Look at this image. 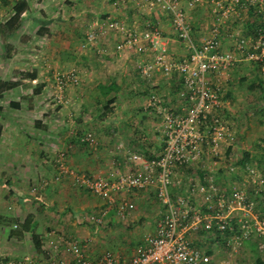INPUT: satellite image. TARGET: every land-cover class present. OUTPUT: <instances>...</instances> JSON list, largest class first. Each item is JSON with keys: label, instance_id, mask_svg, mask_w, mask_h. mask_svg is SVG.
<instances>
[{"label": "built area", "instance_id": "2783aa9c", "mask_svg": "<svg viewBox=\"0 0 264 264\" xmlns=\"http://www.w3.org/2000/svg\"><path fill=\"white\" fill-rule=\"evenodd\" d=\"M111 1L115 8L128 4L138 7L157 5L172 16L173 29L187 50V55L175 61L164 52L166 44L160 27L130 28L116 19L110 20L108 27L123 34L116 45V51H133L140 56L148 51L156 52L152 60L138 64L140 76L151 79L158 72L165 76L177 73L181 79L180 97L183 101L173 104L156 92H152L146 101L145 108L156 112L161 118L160 131L164 146L157 156L148 158L125 148L121 143L119 147L128 162L140 167L137 172L93 176L72 167L68 162L67 151L61 150L54 158L56 179L69 178L73 185L90 191L108 205L115 204L118 215L123 219L128 218L132 210L126 197L118 201L117 195L155 189L158 202L164 206V215L153 232L144 234L135 253L128 259L120 258L111 250L105 251L98 258H92L85 252L81 240L48 235L52 237V256L45 260L27 254L11 264H207L203 251L193 246L191 234L200 230L232 231L229 244L232 242L235 251L253 234L264 236V219L261 218L258 201L244 187L226 189L209 176L194 183L175 179L176 169L202 165L210 157L221 158L223 146L230 144L233 127L222 115L225 92L221 75L235 65L236 57L232 51L222 49L221 31L229 17H240L249 6L256 5L259 11L264 12V0H188L190 8L208 3L215 9L210 36L202 43H197L194 37L182 5L183 0ZM229 36L235 40L237 49L245 59L263 63L264 73V26L258 29L253 38L238 32H232ZM97 40V32L91 28L81 46L83 49L92 47ZM101 52L99 50V54ZM58 76V91L54 99L59 104H66L68 99L63 95L66 85L79 84L81 77L76 69ZM80 141L94 148L98 145L92 132L85 133ZM228 156L231 160L228 167L235 171L236 159L232 153ZM249 172L257 185L255 194L259 195L264 191V176L260 174L256 178L257 172L253 167H250ZM176 187L184 189V192L174 194L173 189ZM202 205L207 206V210H201ZM91 219L96 225L104 223L103 217ZM60 247L71 258L58 256Z\"/></svg>", "mask_w": 264, "mask_h": 264}, {"label": "crops", "instance_id": "0c3cea01", "mask_svg": "<svg viewBox=\"0 0 264 264\" xmlns=\"http://www.w3.org/2000/svg\"><path fill=\"white\" fill-rule=\"evenodd\" d=\"M21 1L26 3L27 8L20 18V23L15 30L8 33L3 32L2 25L13 15L15 5ZM142 8L144 7H138L134 4L115 8L111 0H0V43L3 47V49L0 50V82L11 81L6 75L9 69L14 75V73L16 74L17 66H23L24 63L27 64L32 62L33 64V62H36L34 66H43L45 63H48V61L51 62L53 59H60L63 55L72 57L76 62L81 61L83 65H91L93 54L98 55L99 50L97 49H99V47L94 50V53L91 51L88 55L87 51L91 50L90 48L93 46L86 49V51L82 50V48L80 51L78 50L81 44L78 49L75 47L77 40H79V37L82 35L81 27L83 26V23H85V21L87 22V19L90 18L87 28L89 30L91 28L96 30L98 35V44L96 43V45L102 46L104 49L101 51L107 52V47L112 42V34H122L121 32L110 29L108 27L109 21L112 19L120 20L127 27H130L128 23L134 20L133 22L135 25L138 23L139 27L140 25L144 26L142 24L146 22L139 23V21H141L140 13H137V11L140 12ZM158 11L159 12L155 11L152 14H150L151 12H148L147 19H150L149 24L157 25L162 30L163 35H166L164 37L166 44V50L164 52L167 53L170 51V55H181V57L187 55L186 48L180 39L181 46L176 43L175 39L167 37L170 33V22L166 17V14H170L168 12L165 13L160 9ZM191 13H193V16L190 15V22L192 24L191 27L194 35L199 37L198 41L202 42L210 36L212 24L210 26L205 24L208 16L207 11L203 8L192 9ZM170 20L172 21V16ZM88 31L85 32L83 40ZM221 33L222 40L224 41L225 36H227L225 33V27L222 28ZM62 38H67L68 41L66 39L62 40ZM225 45L226 43L224 42L222 45L223 50ZM28 50H30L28 54H33L34 57H27L25 51ZM107 53H109V51ZM116 53H118V51ZM78 54L79 56L84 55V57H87H78ZM63 60L64 59L61 61ZM131 62L132 60L130 59L124 60L123 64L126 68L123 67L122 69L125 73L128 71L127 67ZM32 72L36 74L35 80H39L41 83L35 86L34 91L32 92V94H34L33 98L29 96L32 101H30L26 107L24 104L20 103L21 108H19V110L26 109L29 112H35L38 108L43 106L41 104L38 107L36 100H39L38 97L40 98V96L43 95V88H46L47 86L44 85L39 92L36 91V89L45 81L42 82L40 78L41 73L37 67H35ZM123 74V72L120 73L121 79L119 81H116L115 78H109V81L105 79L97 82L95 88L92 89V77L84 72L82 75L80 91H71V93H74V96L76 95L77 99L81 98L80 101L84 102L82 104L83 107L80 105V108L72 113L75 115V120H72L73 125L75 124L73 127L75 132H72V134L69 133V135L65 136H58V139L53 140L54 143H62V148L67 150L68 162L72 167L93 176L101 173L107 174L108 176H117L118 173L125 172L124 170L122 171L124 164L127 162L125 161V157H122V154L118 155V153L112 148V143H114L117 138V134L114 133L116 131L114 125L115 123H118L119 126H125V118L121 119L120 116V121L116 122L115 119H117V116H113L115 119L109 121V124L110 122L112 124L107 127L105 133L100 137L102 141L96 148L80 142L78 138L80 135L85 134L86 131L88 132L91 125H93V120L96 118L95 115L88 116V114L92 112V107H94V104L91 103L90 99L92 98L90 95L95 93L94 91L97 90L96 94H93V96H95L98 101H102V99L105 101L108 98L116 97V101L114 102V115L119 111V104L117 103L122 101L124 103H130L126 105L124 104L123 107L120 106V110L123 109L127 112L128 110H134L137 108L124 92L126 91V88L123 86L122 78L125 75ZM155 84H158V82ZM167 85L168 93L174 92L177 88H182L180 84L176 85L175 79H170ZM102 86H105L106 89L111 88L113 90L109 95H105ZM114 86L117 88H114ZM13 89H15V87L7 89V91ZM5 91L6 90L0 93L1 97L4 95ZM140 91H142V89H140ZM168 100L173 101L171 98H168ZM181 101L183 100L181 99ZM11 102L16 103L17 101ZM177 103L180 102H177L176 100V104ZM0 107H2V104H0ZM141 108L143 107H139V110L142 111ZM0 115L3 116L1 113ZM55 121L58 124V119ZM26 124L25 120L17 117V113H8L5 118H0V173H8L10 175L7 177H0V192L3 193V197L8 201L13 200V207L16 208L15 212L12 214L8 211L6 213L5 211L0 213V243H3L2 241L7 239L16 246L20 243H33L31 253L39 259H46L49 256H52L51 254H54L53 246L50 244V238H52L50 236L57 237L62 235L66 238L75 237L76 239L84 241L85 252L92 258L100 257L107 250H114L113 252L122 259L130 258L133 255V252L130 249L133 244H135L131 235L135 233L134 237L137 238V247L144 234L148 232L145 233L144 231L142 233V227L140 225L134 227V223L129 222L126 225H123L125 221H123V218L118 215L115 204L108 205L105 201L95 196L90 191L80 189L73 185L72 180L69 178L62 177L61 179H56L57 170L54 166L53 159L56 153L49 151V146L44 143L46 142L44 136L47 137V124L49 123L44 119L38 118L34 121V125H32L33 131L26 130L24 128ZM99 125L101 126V123H99ZM249 125L250 126L246 125V128L238 129L235 132H238L237 134L241 133L238 135V139L240 140V137L243 138L244 135L246 136L245 140L251 143H248V150H250V152L247 153L250 154L251 158H257V155L255 154H258V151L254 150L253 147L257 143L264 142V121H252ZM43 129L44 131L42 133ZM245 129H247L246 132ZM135 138L131 140L136 141ZM138 142L139 145L134 148L146 150L144 156L155 155V139L151 138L148 143L143 142L142 140H139ZM241 142L244 143V141ZM260 152L261 155H258V157L261 158L264 156V150ZM131 164L135 169H127L126 174L135 173L140 170V167H135L134 163ZM35 172L36 174L40 173L44 175V180H46V178L48 180L46 186L41 187L40 190L42 191L40 194L28 191L29 188L24 186V184H30V180H21L20 177H23V173L24 175H32ZM25 179L27 180L26 177ZM256 188L257 187L254 185V187L249 190L250 193L254 192ZM123 196L126 197L131 207L132 212L129 216L133 217L131 220L138 224L144 220L148 221L145 223L147 225L145 230L153 232L156 228L157 222L161 219L154 217H162L164 215V210H158V204L155 200V189L131 191L124 193V195L120 194L117 195L118 201H121ZM34 201H38L39 208H37L36 211H28L30 205L32 206ZM28 216L33 217L32 231L24 232L21 235L14 234L12 230L21 226ZM91 217L104 218V223L102 224L103 226L101 229ZM5 224L7 225L5 226ZM3 225L5 228H3ZM132 226L134 227V230L132 229ZM6 227H9L10 230H12L9 235L5 236ZM33 233L40 234L43 243V252H38L36 250ZM1 254H6V256H4L12 263V256L21 259L23 256L27 255V252H22L17 255L16 253L10 255L8 252ZM57 255L71 258V255L66 253L62 247H60Z\"/></svg>", "mask_w": 264, "mask_h": 264}, {"label": "rangeland", "instance_id": "374dc122", "mask_svg": "<svg viewBox=\"0 0 264 264\" xmlns=\"http://www.w3.org/2000/svg\"><path fill=\"white\" fill-rule=\"evenodd\" d=\"M182 5L187 13L189 22H190V15L193 16L191 10L197 8L200 9L203 8L204 10L207 11V16H208L205 24H207L208 26L212 24L215 16V9L210 4L203 3L195 8H190L188 6V0H183ZM159 9L165 13L167 12L161 6L155 5L151 7L150 5H145L144 8H142L140 12L137 11V13H140L141 21H139V23L141 22H146V23L142 24L144 26L140 25L139 27L138 23L137 25H135L133 20L132 22L128 23L130 28H139V29L151 28L153 25L149 24L150 19H147L148 12H151L150 14H152L155 11L159 12L158 11ZM166 17L169 19L170 22V33L169 34L167 33L168 34L167 37L175 39L176 43L181 46L180 43L181 40L179 41V37L177 36L175 31L173 32L174 30L173 25L171 29V23H172V21L170 20L171 16L166 14ZM89 19L90 18L87 19V22L85 21V23H83V26L81 24L82 35L79 37V40H77V43L75 45L76 49H78L79 45L82 44V42L84 41L83 37L85 35V32L89 30L87 28ZM259 22L260 21L256 17H254V15L249 14V10L248 8H246L245 10L242 11L240 17L236 15L229 17V19L223 26L225 27V33L227 34V36H225V39L223 41V44L225 42L226 45L223 48L225 51H232V53L236 57L235 65L230 70H227L224 74L221 75L222 85L225 92V96H224L225 107H224V111H222V115L224 116L225 119L231 122L233 127L232 137L229 140L230 144H226L225 146H223L224 152L221 158L210 157L202 165L197 164L195 166H191L193 170L190 171L189 170L186 171V169H181V168L176 169L175 179H183L187 183H189L190 181L194 183V182H200L201 180H203L204 177L209 176L212 177L219 184H222L226 189H233L235 187L240 186V187H244L249 191L256 184L253 182L252 180L253 177H251V173L249 172L250 167L256 169L257 172L256 178H259L260 174L264 175V169H263L264 157L261 158L258 157V155L259 156L261 155L260 151L264 150V142L255 144L253 149L258 151L257 152L258 154H255L257 155V158L254 157L251 158L250 161L247 163L246 167H244L240 164L239 160L243 158L246 152H250V150H248L249 149L248 143L249 144L251 143L245 140L246 138L245 135L243 138L240 137L241 140L238 139V135L241 133L237 134L238 132H235L238 129L240 130V129H244V127L246 128V125L250 126L249 123H251L252 121H258V120L264 121V73L261 71L258 62L247 60L244 58V56L240 54V51L237 49L235 45V40L229 36V34L232 32H238L241 35H244L245 37L253 38L254 33L249 29V25H251L252 23L253 25L255 23L258 24ZM163 36L165 37L166 35ZM194 37L197 40V43L203 42V41L202 42L198 41L199 37H196V35H194ZM64 39L68 41L67 38H62V40ZM121 39H122V34H118V33L112 34L111 36L112 42L107 47V52L109 51V53H107L106 51H102L101 52L102 54H99L98 52H97L98 55L93 54L92 57L93 59H91L92 61L91 65L90 64L83 65L81 61L76 62L75 59H72V57H68V55L67 56L63 55V57H61L60 59L58 60L53 59V61L51 62L48 61V63H45L43 66H34L36 62H33V64L32 62H29L27 64L24 63L23 66H17L16 74L14 73V75L9 69V71L6 74L7 77H9L11 81L17 82L18 85L13 90L10 91L6 90L4 95H2V97L0 95V104H2V108H3L2 111H0V113L3 114V116L0 115V118H5V116L8 115V113H17V117L22 120H25V122L28 124V126L27 124L26 126H24V128L28 131H33L32 125H34L35 120H37L38 118L44 119L49 123L47 124L48 126L47 127L48 130L46 131L47 134L45 133L47 137L44 136V139H46V142L44 143H46L49 146L50 148L49 151H53L55 153L61 150L67 151L66 149L62 148V143L60 142L54 143L53 140L58 139L59 138L58 136L61 135L65 136V135H69V133L72 134V132H75V130H73L75 124L73 125L72 122V120H75V115H73L72 113L75 112L76 109L80 108V105H82L84 102L80 101L81 98L77 99L76 95L74 96V93H71V91L72 92L80 91L83 73L85 72L86 74H88V76L92 77V81H91L93 84L92 89H94L97 82L103 81L105 79L109 81V78L110 79L115 78L116 81H119L121 79L120 73L123 72L125 74V75L123 74L124 76L122 78L123 86H125L126 88V91L124 92L125 94L128 95L129 99L132 100L131 102L137 106V108L134 110H128L126 112L123 109L120 110V106L123 107L124 104L126 105L130 102L124 103L122 101L117 103L119 104V111L116 113V115H114L115 117L117 116L116 117L117 119L113 117L112 119H115V121L117 122L120 121V116H121V119L124 118L126 119V124L125 126H119L118 123H115L114 127L116 128L114 129L116 131L114 133L117 134V138L115 139L116 141L112 143V148L116 153H118V155L122 154L123 157L124 151L121 150V148L119 147V145L122 143L125 148L132 151L133 150L139 151L140 154L144 155L146 150L144 149L141 150L139 148H134V147L139 145L138 142L139 140L148 143V141H150V139L153 138L155 139L154 154L155 156H157L159 152H161L160 150L162 148V143H163L162 133L159 130L161 124V118L156 114V112L154 113L152 110L150 111L146 110L144 108V105L148 100V98L151 96L152 92H156L162 95V97L165 98L167 101H169L168 98L173 99V101H169L170 103L176 104V100L177 102H182L181 101L182 98L179 96L182 91V88H177V90H174V92L168 93V85H167L170 79L173 80L175 79L176 85L180 84L182 86L181 79L177 73L171 76H165L161 72L156 73L155 76L151 79L142 78L139 74L138 64L141 63L142 61L152 60L156 52L154 53L152 51H148L145 55L140 56L138 54H135V52L133 51H124V52H118L119 54H121L119 55L118 53H116L117 51L115 45H117V43ZM33 46L35 47L34 44ZM98 47L99 49L97 50L101 51L102 49H104L100 45L99 46L95 45L92 48L89 47L91 50L87 51V55L90 54L91 51L92 53H94V50ZM81 48L82 46L80 45V48L78 50L80 51ZM1 49H3V47L2 44L0 43V50ZM86 49L88 48L85 49L82 48V50L84 51H86ZM29 51L30 50L25 51V53H27L26 54L27 57H34L33 54L32 55L28 54ZM169 52L170 51H168L165 54L174 61L182 58L181 55L180 56H175L172 54L170 55ZM78 57L85 58L87 56L85 57L84 55L79 56L78 54ZM62 59L64 60L61 61ZM125 59L132 60L131 64L128 65L127 67L128 70V71L126 70L127 74L122 69L123 67L126 68V66H124L123 64ZM35 67H37L40 70L41 73L40 78L42 82L45 81L43 84L47 86L46 88H43L44 89L43 95L40 96V98L38 97L39 100H36L38 107L41 104L43 106L41 108H38V110L40 109L39 111L37 110L35 112L34 111L29 112L26 109L19 110L10 104L11 101L20 102L21 104H24V106L26 107V105L30 101H32L31 98H29V96L33 98L34 94H32V92L34 91L35 86L41 83L39 80L31 79L30 77L25 79L22 78L24 74L27 72L33 73L32 70ZM71 69H76L79 72L81 77L80 83L77 85L71 83L67 84L66 88L64 89L63 95L68 99V103L59 104L57 100L54 99V95L58 91L57 77H59L58 76L59 74L61 73L65 74ZM156 80L158 84H155L157 83ZM252 85L255 88L253 89L250 88V86ZM0 87L2 86L0 85ZM140 89H142V91H140ZM0 90L3 89L0 88ZM96 91H94L95 93H92V95H90L92 96V98L90 99H91V103L94 104V107H92V112L88 114V116L95 115L96 118L95 120H93V125H91L88 132H92L94 134V137L96 141H98V146H99L100 142L102 141L100 137L103 135V133H105L107 127L111 126L112 123L110 122L109 124L110 120H105V121L98 120L97 117L101 112V110L103 109L101 104L104 102V100L102 99V101H98V99L95 96H93V94L94 95L96 94ZM139 107H143L144 109L141 108L142 109L141 111L139 110ZM56 119H58L59 121L58 124L55 121ZM99 123H101V126L99 125ZM246 130L247 129H245V132ZM43 131L44 129L42 130V133ZM85 133H87V131ZM133 138H135L136 141L131 140ZM241 141H244V143H242ZM229 153H232L233 157L236 159L237 169L235 171H231L230 167H228L231 161L229 160V156H228ZM125 161L127 162L124 164L122 168V171L123 170L125 171L123 172L124 174L126 173L127 169L129 170L135 169L134 166L130 162H128L126 158ZM135 167L138 166L135 165ZM41 175L42 174L40 173L36 174V172L32 175L31 174L24 175L23 173V177L22 176L20 177L21 180L22 179L25 181L30 180V184L28 183L24 184V186H27L29 188L28 191L34 192L35 194H40L42 191L40 190L41 187L46 186L45 182L48 181L47 178L46 180H44L43 178L44 175L42 176ZM99 175L108 176L107 174H102V173ZM7 176L10 175L8 173H0V177H7ZM25 177L27 178V180L25 179ZM181 192H184V189H179L178 187L173 189L174 194ZM155 200L158 204V210L161 211L164 210V206L158 202L156 194H155ZM13 204H14L13 200L8 201L6 198L3 197V193L0 192V213H3L4 211L5 213L7 211L11 214L14 213L16 208L13 207ZM37 208H39L38 201H34L32 206L30 205L28 211L30 210L36 211ZM200 208L201 210H203V206ZM262 214L264 213L261 210V215ZM263 216L264 215H262L261 217L262 219H264ZM132 218L133 217L124 218L123 221H125V223L122 224L126 225L129 222L134 223L133 225L134 227H136L137 225H140L142 227L141 228L142 233L144 231L145 233L150 232L149 230L148 231L145 230L147 226L145 223H147L148 221L144 220L138 224L137 222L136 223L133 222V220H131ZM154 218L158 219L161 217H154ZM6 225L7 224H5V226ZM98 226L101 229L103 225L101 224ZM133 226L132 229L134 228ZM3 228H5L4 225ZM11 230L9 227H6L5 236L9 235ZM134 235L135 233L131 235L132 240L135 243L132 246L133 248L131 247L130 249L133 252L132 254L135 253L137 248L136 247L137 238L134 237ZM253 237L259 239L260 241H263L262 239H264V236H260L257 234H253ZM190 239L193 243L195 241L199 242L197 247H199L203 251L205 261L207 262V264H254L255 251L251 246L247 244L246 240L243 241V244L240 247V249L238 248V250L235 251L232 247V242L231 245L229 244L231 237L228 236L218 237L213 231L212 232L203 231V232L193 233L190 235ZM2 242L3 243H0L1 258H5L6 254H1L5 252H8V254L10 253V255L14 253H16L17 255L22 252H27V254L33 255V253H31L32 252L31 250L33 249V243L30 242H28V244L20 243L16 246L14 243H11V241H9L8 239ZM82 243L85 242L82 241ZM260 252L264 256V248H262ZM12 257H13L12 258L13 263L19 261L18 260L19 258H14V256Z\"/></svg>", "mask_w": 264, "mask_h": 264}, {"label": "trees", "instance_id": "16d2710c", "mask_svg": "<svg viewBox=\"0 0 264 264\" xmlns=\"http://www.w3.org/2000/svg\"><path fill=\"white\" fill-rule=\"evenodd\" d=\"M26 8H27L26 7V3L24 1L18 2L15 5L13 15L9 19H7V21H5V23L2 25L3 32L8 33V32H11V31L16 29L17 25L20 23V18L22 16L23 12L26 10ZM248 10H249V14L254 15V17H256L260 21L258 24L255 23L253 25V23H252L251 25H249V29L254 33V37H256L258 29L260 27L264 26V12L259 11L258 6H256V5L255 6L254 5L249 6ZM258 65H259V67H260V69L262 71L263 63L258 62ZM29 77L32 78V79H35L36 78V74L34 72L33 73L27 72V73L24 74V76L22 78L25 79V78H29ZM0 85L2 86L0 88H3V91H4V90H7V89L16 87L18 85V83L15 82V81H4V82H0ZM43 86H44V84L40 85L39 88L36 89V91L39 92L41 90V88H43ZM114 88H117V87L114 86ZM250 88L253 89L255 87L252 85V86H250ZM102 89H103V92L105 93V95H107V94L109 95L110 92L113 90L111 88L110 89H106L105 86H102ZM3 91L0 90V93L3 92ZM115 101H116V97H112V98H108L107 100H105L102 103L103 109L101 110V112L98 115V120L99 121H105V120H111L112 119V117L115 114V107H114V102ZM11 105L14 106L17 109L21 108L20 102H16V103L15 102H11ZM1 110H2V107H0V111ZM83 135H80L78 137L79 140H80L81 136H83ZM163 146H164V143H162L161 151L163 149ZM147 157L148 158H153V157H155V155L154 156L148 155ZM262 157H264V156H262ZM250 159H251L250 154L246 152L245 155L243 156V158H241L239 160V162H240V164L242 166L246 167V165L250 161ZM181 169H186V171L187 170H189V171L193 170L191 166H184ZM261 175H263V174H261ZM255 190L252 193H250V191H249V193L253 197H255V199L258 201V209H259V211L261 212V210H262L263 213H264V191L262 193H260L259 195L258 194L256 195L255 194ZM202 206H203V210H207V206H205V205H202ZM262 215H264V214H262ZM262 215H261V217H262ZM32 223H33V217L32 216H28V218L25 220V222H23V224L21 226H19L16 229H13L12 231H13L14 234H20V235L23 234L24 232H30L33 229ZM236 226L238 228V225H236ZM203 231L204 230H200L198 232H203ZM198 232H196V233H198ZM213 232L218 237H221V236L230 237L231 234H232V231H229V230H227L225 232H220V231H213ZM236 232H238V229H237ZM33 240H34V245L36 247V250L38 252H43V243H42V238H41L40 234L33 233ZM262 240L263 241H260L259 239H256L253 236L246 240L247 244L249 246H251L254 249V251H255L254 264H264V256L260 252L262 250V248H264V246H263L264 245V239H262ZM192 244H193V246L197 247L199 242L195 241L194 243L192 242ZM197 248H199V247H197ZM10 263L11 262L9 261V259L7 257L0 258V264H10Z\"/></svg>", "mask_w": 264, "mask_h": 264}]
</instances>
